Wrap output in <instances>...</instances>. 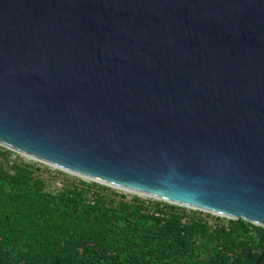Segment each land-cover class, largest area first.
<instances>
[{
    "label": "water",
    "instance_id": "water-1",
    "mask_svg": "<svg viewBox=\"0 0 264 264\" xmlns=\"http://www.w3.org/2000/svg\"><path fill=\"white\" fill-rule=\"evenodd\" d=\"M0 146L264 228V0H0Z\"/></svg>",
    "mask_w": 264,
    "mask_h": 264
},
{
    "label": "trees",
    "instance_id": "trees-1",
    "mask_svg": "<svg viewBox=\"0 0 264 264\" xmlns=\"http://www.w3.org/2000/svg\"><path fill=\"white\" fill-rule=\"evenodd\" d=\"M20 157L0 146V264H257L264 252L261 226L76 177L53 193Z\"/></svg>",
    "mask_w": 264,
    "mask_h": 264
},
{
    "label": "rangeland",
    "instance_id": "rangeland-1",
    "mask_svg": "<svg viewBox=\"0 0 264 264\" xmlns=\"http://www.w3.org/2000/svg\"><path fill=\"white\" fill-rule=\"evenodd\" d=\"M21 157H20V159L22 158L23 160H25L26 162H34V164L36 163V166L38 167V168H40V174L47 180V182H48V191H50V192H53V193H56V192H58L60 189H62L63 188V186L66 184V181H72V180H74L75 179V177L76 176H74V175H71V174H69V173H66V175H62L60 172H61V170L60 171H57V170H59V169H55V168H53V167H50V166H48V165H46V164H43V163H40V162H36V161H34V160H31V159H29V158H27V157H25V156H22V155H20ZM14 159H19V157L16 155V156H14ZM63 172V171H62ZM67 174H69V175H67ZM73 176V177H72ZM74 178V179H73ZM77 178V182H79V181H85V182H92V181H89V180H85V179H83V178H79V177H76ZM117 192H119L120 194H125V195H127L128 196V198L129 199H132L133 197H135V196H138V195H136V194H133V193H129V192H125V191H122V190H118V189H115ZM138 197H140V196H138ZM141 198H143V199H147V200H149V199H152V198H148V197H141ZM189 210H192V209H189ZM194 211H196V210H194ZM206 214H209V213H206ZM213 216H215V217H219V216H217V215H213ZM221 218H224V217H221ZM224 219H227V220H232V219H228V218H224ZM214 222V221H213ZM217 223V222H216Z\"/></svg>",
    "mask_w": 264,
    "mask_h": 264
},
{
    "label": "bare ground",
    "instance_id": "bare-ground-1",
    "mask_svg": "<svg viewBox=\"0 0 264 264\" xmlns=\"http://www.w3.org/2000/svg\"><path fill=\"white\" fill-rule=\"evenodd\" d=\"M124 191V190H123ZM125 192H128V191H125ZM129 193H131V192H129ZM134 194V193H133ZM144 197V196H143Z\"/></svg>",
    "mask_w": 264,
    "mask_h": 264
}]
</instances>
